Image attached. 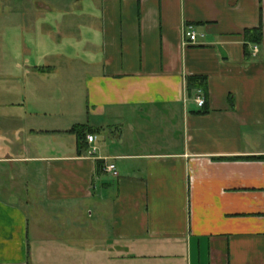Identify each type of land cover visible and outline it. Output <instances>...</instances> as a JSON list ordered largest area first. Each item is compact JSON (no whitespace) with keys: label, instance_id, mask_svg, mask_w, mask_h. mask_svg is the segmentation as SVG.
Here are the masks:
<instances>
[{"label":"crops","instance_id":"obj_1","mask_svg":"<svg viewBox=\"0 0 264 264\" xmlns=\"http://www.w3.org/2000/svg\"><path fill=\"white\" fill-rule=\"evenodd\" d=\"M85 1L84 32L6 10L0 264H264V0ZM189 26L199 38L184 45ZM190 76L207 80V112ZM29 79L38 96L80 82L85 121L30 107ZM77 124L94 156L78 152Z\"/></svg>","mask_w":264,"mask_h":264},{"label":"rangeland","instance_id":"obj_2","mask_svg":"<svg viewBox=\"0 0 264 264\" xmlns=\"http://www.w3.org/2000/svg\"><path fill=\"white\" fill-rule=\"evenodd\" d=\"M86 2L87 1L85 0H0V89L6 88V78L4 77L6 65L5 59L10 53V50H8L10 35L8 31H10V28H6V10L13 8V10L16 11L15 13H17L21 8L29 6L33 9L35 8L36 10L40 9L41 11H44V24L46 26L54 28L55 30H57L58 28H61L62 30L71 29L75 33V30H78V28H80V30L84 32V18H76L74 14H78L79 11L84 8ZM58 12H60V14ZM14 20L17 21L16 18ZM70 38L72 39V35L64 36L60 41L61 47L66 48V51L68 52L71 49L70 44H72ZM54 41H50L49 43L45 44V48L51 50L52 46L57 45V41ZM78 42L80 43V45L82 44L81 40H78ZM49 56L53 58L52 60L58 59L56 55L55 57H53L51 54H49ZM35 88L39 91L38 87L31 84V79H29L27 91L29 95L28 103L30 107L42 106L50 108H69V110H71L70 112H73L70 119L74 121H85V118L87 117V104L84 90L80 82H78V86L75 87V90L72 91L73 94H65L63 93V90H61V96L58 94V87L53 88L48 83L46 85H43L40 91L46 90L44 91V93L49 94L51 97L47 95L38 96V94H36V92L34 91L36 90ZM50 91L55 94L52 96V93H50ZM164 133L166 136L165 130H162L158 133L161 137L160 139L162 140V136L165 137ZM101 134L100 138L103 142L104 137H102ZM35 142L38 143L39 146L43 143L47 144L46 139L42 137L37 138V141ZM161 146L164 147V150L168 148V145L166 144H162ZM37 213L38 209L33 208L32 215H37ZM95 243L100 242L94 240V251H97V245L99 244Z\"/></svg>","mask_w":264,"mask_h":264},{"label":"trees","instance_id":"obj_3","mask_svg":"<svg viewBox=\"0 0 264 264\" xmlns=\"http://www.w3.org/2000/svg\"><path fill=\"white\" fill-rule=\"evenodd\" d=\"M246 40L252 43H260L262 41V30L260 28L250 29L246 31ZM186 88L188 93L191 95L195 90H202L205 97L208 94L207 80L203 76H190L186 81ZM207 104L202 108V112H207ZM93 130L90 129L86 124L74 125L69 132L73 133L77 137L78 152L82 153L88 151V135Z\"/></svg>","mask_w":264,"mask_h":264},{"label":"built area","instance_id":"obj_4","mask_svg":"<svg viewBox=\"0 0 264 264\" xmlns=\"http://www.w3.org/2000/svg\"><path fill=\"white\" fill-rule=\"evenodd\" d=\"M187 40H185L184 45L186 44H194L198 41L199 34L194 26H189L186 31ZM254 53H258V46L254 45L253 47ZM197 95L195 101L198 107L203 108L206 104V97L202 90H197ZM97 141V137L94 135H88V143L90 145L88 149V155L94 156L97 153L98 147L95 145ZM104 171L106 173H110L113 176H117L118 172L116 166L114 164H108L105 166Z\"/></svg>","mask_w":264,"mask_h":264}]
</instances>
